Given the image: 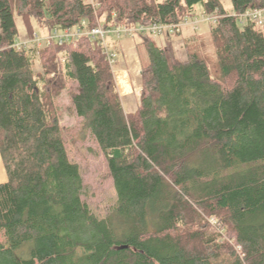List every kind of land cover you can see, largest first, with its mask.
<instances>
[{"label": "trees", "instance_id": "16d2710c", "mask_svg": "<svg viewBox=\"0 0 264 264\" xmlns=\"http://www.w3.org/2000/svg\"><path fill=\"white\" fill-rule=\"evenodd\" d=\"M96 2L0 0V264H264V32L240 20L264 0H232L231 11L220 0ZM198 5L221 16L212 53L191 36L180 61L169 39L142 36L133 113L98 42L13 47L17 16L33 38V23L51 33L178 24ZM68 85L113 180L103 217L83 200L61 125Z\"/></svg>", "mask_w": 264, "mask_h": 264}, {"label": "rangeland", "instance_id": "374dc122", "mask_svg": "<svg viewBox=\"0 0 264 264\" xmlns=\"http://www.w3.org/2000/svg\"><path fill=\"white\" fill-rule=\"evenodd\" d=\"M220 1L227 11L232 10V0ZM202 13H204L202 6L198 5L196 8V14L193 16L196 17L198 15L200 17ZM15 20L20 33V37H22L23 39L28 38L27 36H25L28 33V30L24 20L18 16L15 18ZM187 23L188 24H185V27L183 28L182 33L180 35H176L174 37L166 36L173 44L176 57L180 61L186 60L187 54L184 48L185 39H179L178 41H176V38L182 36V34L183 36L186 35L189 31H192V36H195L198 33L199 36H197L196 38L199 40V42H205V44H207L208 53H212L213 50L211 48L210 42V31L214 25L204 23L200 26L199 30L196 31L194 27V21L192 19L188 20ZM33 24L36 31V35L41 38H44L45 36L49 35L50 32L46 28L38 29L37 25L35 23ZM260 29L264 32V24L260 27ZM142 36L143 35L137 34L129 38L118 39L115 36H109L108 38L109 43L113 45V47L119 53L117 63L113 66L114 70H117L116 66L124 64V62H126L127 60V62L130 63L129 65L133 64L131 67L133 68L131 83L133 91L132 94L136 99L134 101L135 103L139 102L137 100H139L140 91L142 89L140 84V74L142 66L148 62V54L142 45ZM167 38H165L164 36H153L154 41L159 46H164L168 40ZM125 39L126 46L125 43L122 44L119 42ZM133 44H136L137 50H134L136 54H134L132 57L131 52L133 50L131 47L133 46ZM131 58L133 62H130ZM35 69L37 71L40 70V66L36 65ZM57 69L60 72L61 65L59 63H57ZM74 89L75 87L73 85H68L66 87V90H64L61 94L62 96L59 100L62 117L61 125L64 130L65 140L69 150L70 158L74 162L78 163L81 167L85 185V195L83 196V200L89 204L91 209L97 215L103 217L106 216L110 212L112 207L115 205L116 192L114 189L112 177L107 167V161L105 157L100 154L96 144L92 141L89 132L84 129L82 120L78 118L73 111L71 103V93L74 91ZM137 104L127 106L125 105L126 112L133 113L137 108ZM0 160V171H3V173H0V183H5L8 180V176L3 161L2 159ZM224 238H229L228 236H226V233ZM230 240L231 242H233V239Z\"/></svg>", "mask_w": 264, "mask_h": 264}, {"label": "built area", "instance_id": "2783aa9c", "mask_svg": "<svg viewBox=\"0 0 264 264\" xmlns=\"http://www.w3.org/2000/svg\"><path fill=\"white\" fill-rule=\"evenodd\" d=\"M86 1L93 6L97 5V2L95 0ZM220 17L221 16L219 15L218 10H216L214 14L202 13L200 17L198 15L196 17H186L183 22L178 24L154 23L148 26L138 25L130 27L118 24L110 28L105 27L102 24L90 27L87 22L83 21L79 26H76L75 28H69L62 32L55 30L52 33L50 32L49 35L45 36L44 38H41L36 34L33 38L23 39L22 37H18L13 47L18 51L29 48L42 49L49 46L53 41H56L59 46H63L64 44L74 43L82 38H88L89 41L98 42L101 45L108 62L111 64V66H114L119 58V53L109 43V36H115L118 39L133 37L137 34L143 36L151 35L174 37L182 33L185 24L187 25V21L190 19L194 21V27L197 31L204 23L216 25ZM240 20L242 24L248 21L258 27H261L264 24V8L247 10L240 17Z\"/></svg>", "mask_w": 264, "mask_h": 264}, {"label": "crops", "instance_id": "0c3cea01", "mask_svg": "<svg viewBox=\"0 0 264 264\" xmlns=\"http://www.w3.org/2000/svg\"><path fill=\"white\" fill-rule=\"evenodd\" d=\"M191 32L192 31H189L186 34L187 36L186 35L183 36V34H182V36L176 38L177 39L176 41H178L179 39H182V40L188 39L189 37L192 36L191 35ZM195 36H199V34L197 33V35H195ZM164 37L167 38L166 36H164ZM119 42L122 43V44L125 43V46H126V39L125 40H122V41H119ZM131 48L133 50L131 52V56L133 57V55L136 54L134 52V50H137L136 44H133V46ZM127 61L124 62V64H122V65L116 66L117 67V70H115V72H114V75H115V78H116V82H117V87H118V90H119V93H120L122 102L126 106L127 105H132V104H137L138 103V102L137 103L134 102L136 99H135V97L132 94L133 91H132V83H131L132 81H131V78H132L133 68H131V67H132L133 64L129 65L130 63H128ZM130 62H133L132 58H131V61ZM137 101H139V100H137ZM137 107H138V104H137ZM0 159H2L1 156H0ZM0 162H1V160H0ZM0 173H3V171L2 172L0 171Z\"/></svg>", "mask_w": 264, "mask_h": 264}]
</instances>
